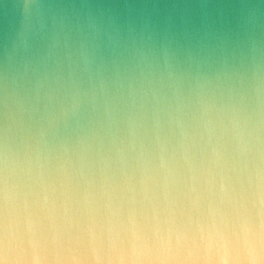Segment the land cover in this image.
<instances>
[{"label":"water","instance_id":"95a60500","mask_svg":"<svg viewBox=\"0 0 264 264\" xmlns=\"http://www.w3.org/2000/svg\"><path fill=\"white\" fill-rule=\"evenodd\" d=\"M237 129L264 154V0H0V158L51 178Z\"/></svg>","mask_w":264,"mask_h":264},{"label":"clouds","instance_id":"9594fccd","mask_svg":"<svg viewBox=\"0 0 264 264\" xmlns=\"http://www.w3.org/2000/svg\"><path fill=\"white\" fill-rule=\"evenodd\" d=\"M135 149V145H133ZM182 131L134 156L0 158V264H264V154Z\"/></svg>","mask_w":264,"mask_h":264}]
</instances>
